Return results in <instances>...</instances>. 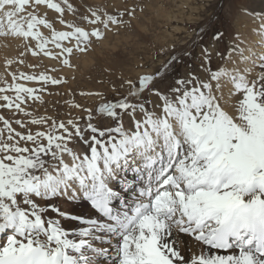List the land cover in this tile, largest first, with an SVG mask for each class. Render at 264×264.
<instances>
[{"label":"snow or ice","instance_id":"6c2138e0","mask_svg":"<svg viewBox=\"0 0 264 264\" xmlns=\"http://www.w3.org/2000/svg\"><path fill=\"white\" fill-rule=\"evenodd\" d=\"M137 7L89 9V30L64 18L76 11L68 0H0V37L21 40V56L72 68L74 54L130 27ZM241 11L260 20L255 45L236 33L221 51L225 34L214 31L213 47L194 42L198 56L173 50L123 80L126 94L113 85V99L79 93L98 98L93 106L65 101L79 116L29 110L67 83L50 74L59 69L9 72L0 86V109L12 114H0V264H264V13ZM82 202L88 216L75 212Z\"/></svg>","mask_w":264,"mask_h":264},{"label":"rangeland","instance_id":"374dc122","mask_svg":"<svg viewBox=\"0 0 264 264\" xmlns=\"http://www.w3.org/2000/svg\"><path fill=\"white\" fill-rule=\"evenodd\" d=\"M68 2L76 11L75 14L65 11L64 18L89 30L92 26L81 19L90 14L89 9L100 10L101 15L103 12L115 15L117 10L124 11L133 4L138 7L136 18L131 21L130 27L126 25L119 30L114 28L113 32L106 34L103 41H93L92 51L89 53L74 54L71 58L74 66L72 68L62 67L58 61L42 55L39 57H32L31 54L21 56L20 53L24 51L21 40L10 36L0 37V86H3L4 81L11 83L9 72L22 71L31 74L57 68L60 70L58 73L50 74L64 76L67 79L66 84L57 87L49 86V90L54 94L49 96L45 93L43 105L38 103L32 105L29 110L36 116L50 115L67 119L69 112L72 116H79L82 113L76 109H70L65 101L74 99L77 103L86 106L99 103L98 98L81 97L79 95L81 91H103L109 99H113L115 93L111 91V88L114 85L121 94H126V88H120L123 80L136 79L143 73L159 68L170 55L174 54L173 50L176 53L191 51L193 56H198L200 48L193 47L194 42L213 47L211 37L214 31L224 32L223 41L214 45L216 49L224 51L233 36L236 33L242 34L244 28L249 25L245 18L241 20L240 17L244 14L241 9L246 8L253 13L247 0H68ZM140 6L143 7L142 12L139 10ZM39 12L41 15L46 14L48 19L56 15L44 8H40ZM124 19L127 20L128 17L125 16ZM56 28L63 30L58 23ZM201 29H204L206 33L203 41H200L197 35ZM40 30L43 35H49L47 29L41 27ZM240 36L243 38L242 35ZM47 47L54 48L51 44ZM3 51H6V55ZM7 60H24V63H13L9 67L6 66ZM188 62L193 63V61ZM216 63L217 61L214 60L213 67ZM30 65L39 66L33 68ZM98 81H103V85ZM57 92L60 95H55ZM0 114L6 118L12 117L6 109H0ZM17 130L20 129L17 128ZM75 212L88 216L90 208L82 202L76 206ZM68 222L67 226L63 225L66 229L74 230L80 227L76 222Z\"/></svg>","mask_w":264,"mask_h":264},{"label":"bare ground","instance_id":"6f19581e","mask_svg":"<svg viewBox=\"0 0 264 264\" xmlns=\"http://www.w3.org/2000/svg\"><path fill=\"white\" fill-rule=\"evenodd\" d=\"M247 2L249 3V8L250 10L253 11V13H264V0H247ZM241 20H243V18H245L246 20H248V27L244 28V31L242 32V39L245 40L249 45H254V43L256 41H258V37L254 34V30L258 28L259 24H260V20L259 18H257L256 16H252V15H241ZM10 46V45H9ZM11 47V46H10ZM12 48V47H11ZM5 48H3L4 50ZM6 51L7 47H6ZM5 51V52H6ZM10 51V49H9ZM4 52V51H3ZM4 52V53H5ZM3 53V54H4ZM8 54V53H7ZM6 55V53L4 54ZM85 63V62H84ZM1 72V71H0ZM1 79V78H0ZM1 82V81H0ZM71 223V222H70ZM69 224L68 221H63V225L67 226ZM68 228V227H67ZM69 229V228H68ZM74 229V228H73ZM185 241H187L189 238L188 237H184ZM186 256H190V253H188L187 251H185L184 253Z\"/></svg>","mask_w":264,"mask_h":264}]
</instances>
